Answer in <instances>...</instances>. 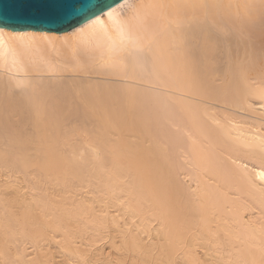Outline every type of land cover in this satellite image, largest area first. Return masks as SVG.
I'll return each instance as SVG.
<instances>
[{
  "label": "bare ground",
  "instance_id": "1",
  "mask_svg": "<svg viewBox=\"0 0 264 264\" xmlns=\"http://www.w3.org/2000/svg\"><path fill=\"white\" fill-rule=\"evenodd\" d=\"M102 13L0 28V264H264V0Z\"/></svg>",
  "mask_w": 264,
  "mask_h": 264
},
{
  "label": "water",
  "instance_id": "2",
  "mask_svg": "<svg viewBox=\"0 0 264 264\" xmlns=\"http://www.w3.org/2000/svg\"><path fill=\"white\" fill-rule=\"evenodd\" d=\"M121 1L0 0V28L63 33Z\"/></svg>",
  "mask_w": 264,
  "mask_h": 264
},
{
  "label": "snow or ice",
  "instance_id": "3",
  "mask_svg": "<svg viewBox=\"0 0 264 264\" xmlns=\"http://www.w3.org/2000/svg\"><path fill=\"white\" fill-rule=\"evenodd\" d=\"M97 25L103 29L106 39L111 41L113 38H118L121 47H126L133 41L131 25L123 18L122 12L117 8L102 13L100 17L89 21L86 26L95 29ZM81 31H83V28H81Z\"/></svg>",
  "mask_w": 264,
  "mask_h": 264
},
{
  "label": "rangeland",
  "instance_id": "4",
  "mask_svg": "<svg viewBox=\"0 0 264 264\" xmlns=\"http://www.w3.org/2000/svg\"><path fill=\"white\" fill-rule=\"evenodd\" d=\"M260 69H261V70H262V69L264 70V66H263V67H260ZM260 69L258 70V68H257V71H260ZM255 70H256V69H255ZM263 70H262V71H263ZM257 71H256V74H257ZM218 73L220 74L221 72H218ZM262 73L264 74V72H262ZM254 74H255V73H254ZM100 78H101V77H100ZM100 78H99V77H96V76H94V78H93V79H96V80H97V79H100ZM215 106H216V105H215Z\"/></svg>",
  "mask_w": 264,
  "mask_h": 264
}]
</instances>
